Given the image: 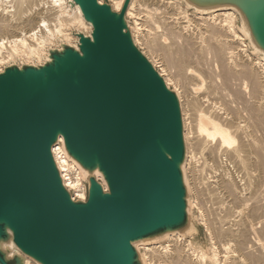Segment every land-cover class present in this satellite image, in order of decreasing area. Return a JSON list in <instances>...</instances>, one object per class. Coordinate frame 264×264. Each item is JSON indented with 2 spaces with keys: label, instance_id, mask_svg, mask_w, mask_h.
Returning a JSON list of instances; mask_svg holds the SVG:
<instances>
[{
  "label": "water",
  "instance_id": "obj_1",
  "mask_svg": "<svg viewBox=\"0 0 264 264\" xmlns=\"http://www.w3.org/2000/svg\"><path fill=\"white\" fill-rule=\"evenodd\" d=\"M67 1L88 32L0 69V264H147L143 239L195 229L180 101L133 40L130 0ZM186 1L235 5L263 58L264 0ZM58 142L85 198L64 183Z\"/></svg>",
  "mask_w": 264,
  "mask_h": 264
},
{
  "label": "bare ground",
  "instance_id": "obj_2",
  "mask_svg": "<svg viewBox=\"0 0 264 264\" xmlns=\"http://www.w3.org/2000/svg\"><path fill=\"white\" fill-rule=\"evenodd\" d=\"M171 1L173 2V0ZM171 1L130 0L126 8V15L130 14L133 16L139 14V22L136 24L137 27H133L135 29L134 31L131 30L133 40L135 43L139 42L140 45H144L145 49L142 51L154 66V63L157 61H155L157 57L158 62L161 64V71L158 70L160 75L163 76L168 86L169 84H173L174 91L176 92L180 101L183 123V137L185 142V159L181 164V168L183 171L185 186L186 188L191 190V193L193 194L192 198L190 197V200L187 197V212L189 219L190 208L194 207V205L198 203V198L195 195V187L192 177V170L194 168L193 160H195L193 159V157L196 156L194 154L195 150L193 152L191 148L193 138H195V140L199 142V144L202 146V149L207 148L208 152L212 155L220 156L221 153H226L225 151L228 150L226 148H232L236 146L231 151V154L235 155L238 158V155L240 153L239 151L246 150L248 151V156L251 154L249 161L251 163H255L254 165L259 167L260 169L261 167L262 169L264 168V148L262 146V141H260L258 136L254 134L255 132L258 133L259 130L264 131L262 129L264 128V93L261 92L264 85V83H262L264 82L263 77L261 79V73H264V62H261L264 61V54L263 58L260 56L262 59L260 61V59L257 60V57L250 55V53L248 52L250 50L247 51L246 49L248 47H246L245 45V48L243 47V41L241 42V40L244 39L243 37L252 36L249 31V27L244 20V16L241 12L240 13L243 17L240 15V13L238 12L239 9L235 5L220 4L218 6L195 7L189 1L184 0L185 7H193V10L191 15L189 14V17L185 15L184 18L186 17V20H183V18H181L180 16H176V14H173L175 12V10L172 9L173 6L170 9L172 11L169 10L170 12L166 11L167 9L165 10L163 8V5L168 6ZM122 2L123 0H112V5L114 8L119 10ZM178 2L181 3L179 0ZM2 3H4V7L0 9L1 63L3 61H9L11 58L17 55L23 56L25 62H28V60L33 55L41 58L42 55L46 54V51L43 50L44 45H47L50 40L49 38L47 39V37H49L50 35H45L47 36L45 37L44 34L46 33L44 32H52L51 35H53V33L55 32L57 34L60 33L61 38L64 42L71 43V40L74 39L75 36L71 34L69 29L75 28L80 29L84 32H88L91 27L90 24L83 19L79 7L76 5L71 6L67 0H53V6L50 5V7L47 6L49 8L45 7L44 9H42L44 7H42V5H44L43 0H1L0 4ZM32 9L40 11L34 12V10L33 13L36 14H31V16H29L28 14L27 16L26 14H23L28 10L32 11ZM143 10L145 12L141 14V11ZM177 14H182V11L181 13L177 12ZM238 14L241 16L245 24H243L241 28L237 29L235 19L237 18ZM50 19L53 20V24H50ZM136 22L137 21H135V23ZM128 27H130L129 24ZM42 28H45L47 31L45 30L44 32H42ZM41 33L44 34L42 35ZM236 39H239V43L241 46L236 47L232 44ZM46 40H48L47 43ZM7 42L9 44V47H5L4 45ZM236 43L237 42H235L234 44ZM253 45L255 48L254 52H261V49L256 43H254ZM250 52H253V50ZM154 53L156 55H153ZM210 60H212L213 62H209ZM211 63L214 65L216 64V66L218 64L219 68L223 70V72L221 71V74L225 79H229V76L232 75V73H236L237 76L239 74L240 77L238 76V79L242 78V81H239L238 83L242 82V89L249 90L251 95L255 98V100H253L252 102H245L246 99L248 101V98H244L245 103L242 105H244L243 108L248 113V115L244 116L245 118L242 119L244 123L241 121L242 123L240 124V122L237 120L242 114L241 113L239 115V109H230V107L228 106L226 108L227 111L224 110V108L223 111H220V108L216 105V103L212 99H210L214 96L209 98L208 95L204 94V84H208L205 83L206 80L208 79L209 83L211 81L215 82L214 79L209 77V75L207 74L208 71L206 70L207 66ZM224 78L222 80H224ZM230 80L227 83H230ZM226 81H222V83L220 84L225 85ZM238 83H236V85ZM213 84L215 85L217 83ZM210 86L207 85V87ZM216 86H214V88ZM229 86L227 84L225 89H227V87L229 88ZM211 88L214 90L213 87ZM234 90L236 91V89ZM239 90L241 89L237 88L238 92ZM225 92H223L224 95ZM233 93L232 95H234ZM239 93L242 94V91ZM189 94L195 98V103H192H194L197 107H202V111L200 113H197L198 111L196 112V108L194 107V115L198 114L194 118V131L192 130L189 121V115H187L185 105V100L187 98L185 96H189ZM215 94L217 93L215 92ZM227 96L228 95H226V97ZM228 99H225V102H227ZM235 99L237 100L238 98ZM241 100H243V98ZM223 101L222 103H224ZM228 101H230V99ZM242 109L240 108V110ZM243 126L249 128V133L243 134L242 136L239 135V137L237 138V132L240 133L239 131ZM213 140L215 141V144H209V141ZM243 147H245L246 149H244ZM53 153L61 170L65 185L69 188H73L71 190L76 194H74L75 196L84 197L85 185L81 180L80 172L76 165L71 160L66 158L60 142L53 146ZM246 161L247 160H245V162ZM247 166L250 167L249 165ZM220 177V183L224 184L230 192H233V194L238 192L236 190L237 186H234L236 185V183H231L230 181L226 180L223 175ZM200 206L198 207L199 209ZM200 216H203L202 212ZM203 222H205V220ZM217 231L219 230L217 229ZM174 234L176 233H164V235L161 234V236L157 235L143 239L142 242L144 243L139 247L140 249L141 247L145 249L144 252L141 249L145 257L144 259H148L149 261H151L150 259L155 258L156 261H159L158 263L160 264L161 262H164L163 264H203V262H205V255L207 253H204L205 251L203 252L204 254L200 251L197 252V249L195 250L189 247L191 245L188 246L185 244V246L184 244H181L179 242V236V241L177 240L178 242L176 240H173V242L170 241L172 243H170L169 246H167V243L165 246L166 248L155 245L157 239L165 238L166 236L168 237ZM185 243L189 244L188 242ZM239 244L240 246L243 245L241 241H239ZM8 245L13 246L10 240L8 241ZM214 250L215 251H212L210 256H207L206 258L207 260L209 259V264L220 263V257L218 255L219 252L216 248ZM145 253H148V258L146 257L147 254L145 255ZM25 264H28L27 260L25 261Z\"/></svg>",
  "mask_w": 264,
  "mask_h": 264
},
{
  "label": "rangeland",
  "instance_id": "obj_3",
  "mask_svg": "<svg viewBox=\"0 0 264 264\" xmlns=\"http://www.w3.org/2000/svg\"><path fill=\"white\" fill-rule=\"evenodd\" d=\"M52 1L53 0H43L44 5H42V7L43 6L44 7L43 8L41 7V8L44 9L45 7L49 8L50 5L53 6ZM110 1L112 3V0H110ZM169 1H171V0H169ZM175 1L176 0H173V2L171 1L170 4H168V6L163 5V8L165 10L167 9L166 11L170 12V11H172V10H170L171 7L173 6L172 9H174L175 12L173 11L174 13L173 12L172 13L176 14V16H180L181 18H183V20H186V17L184 18V16L187 15L189 17V14L191 15L193 8H191V7L186 8L184 5V2L181 0H179L181 3H179L178 0L176 2ZM0 3H1V0H0ZM171 3H173V4H171ZM169 5H170V7H169ZM47 6H49V7H47ZM174 6H175V8H174ZM2 7H4V3L0 4V9ZM114 9H116V8H114ZM184 9H186V10H184ZM34 10L35 9H32V11L28 10L27 12H24L23 14H26V16H27V14L29 16H31V14H36V13H33ZM116 10H118V9H116ZM36 11H40V10H35L34 12H36ZM181 11H182V14H177V12L181 13ZM29 12H30V14H29ZM144 12H145L144 10L141 11V14ZM131 16L132 15L127 14L126 18H128V24L130 26L129 27L130 30L134 31L135 30L134 28L137 27L136 24L139 22V19H138L139 14L133 15L132 17ZM37 19H38V17H37ZM50 21H49L50 24H53V20L50 19ZM135 21H137V22L135 23ZM235 24H236L237 29L241 28V26H242L241 19L238 15H237V18L235 19ZM50 26H52V25H50ZM45 30H46L45 28H42V32H44ZM70 30L71 29H69V31ZM44 33H46V34H44ZM44 33H41V34L42 35L44 34V36L50 35L49 37H47V36H45V37H47V39L49 38L51 40V41L49 40V42H48V40H46V43L47 42L48 43H47V45L45 44L44 48H43V50L46 51V47L48 45H54L57 43L56 38H57V36L61 38V34L60 33L57 34L56 32L53 33V35H51L52 32H49V33L44 32ZM229 37H231V36H229ZM243 38L244 39L241 40V42L243 41L242 42L243 47H244V45L246 47H248L249 46V44H248L249 40L245 36ZM235 42H237V43L234 44ZM136 44L141 50L145 49L144 45L141 44L142 45L141 46L139 42H137ZM232 44L235 45L236 47L241 46L239 43V39H236ZM4 45H5V47H9L8 42L5 43ZM246 49H247V51L248 50L252 51L249 47ZM250 51H248V52L250 53L251 56L257 57V60H259V59H260V61L262 60L260 55L257 54V51H255V52H254V50H253V52H250ZM153 55H156V54L154 53ZM42 57H43V55L41 56V58L40 57L38 58L36 55L35 56L33 55L28 60V62H35V61L41 62ZM12 61H14V62L25 61V59L23 56L17 55L15 57L11 58L9 61H3L2 63L0 62V64H1L0 69L2 68L3 64H6L7 62H12ZM155 61H156L154 63L155 68H157V70L161 71L160 70L161 64L158 62L157 57H156ZM209 62H213V61L210 60ZM261 62H264V61H261ZM206 70L208 71L207 74L209 75V77L214 79L215 82L211 81L209 83L208 79L206 80L205 83H208V84H204V88H205L204 89L205 91H203L204 94L208 95L209 98L213 97V96L215 97V98L213 97L210 99H212L216 103V105L220 108V111H223V108H224V110H226V108L228 106L230 107V109H232V108H234V110L239 109L238 110V112H240L239 115L242 113L241 114L242 116L240 115L239 119H237V120L241 124L243 122L242 119L245 118L244 116L248 115V113L243 108L244 105H242V104H244L245 102H252L253 100H255V98L251 95L249 90L242 89L243 88L242 82L238 83L239 81H242V78H240L241 80L238 79L240 77L239 74H238V76H239L238 77L236 75V73H232V75L229 76L230 77L229 79H225L221 74L223 72V70H221V68H219L218 64L216 66V64L214 65L212 63L207 66ZM263 75H264V73H261V79L263 77V80H264ZM221 77H223L224 80H222L223 78H221ZM235 77H236V79H235ZM233 78H234V80H233ZM229 80L232 82V84H231V82L227 83V82H229ZM222 81H224V82L226 81L225 85L220 84V83H222ZM235 82L238 84L236 85ZM213 83H217V84L214 85ZM262 83H264V82H262ZM211 84L214 86H216V85L217 86L214 88V86H212ZM227 84H228V86L230 85L229 86V88L231 87L230 89L228 87H227V89H225ZM207 85H209V86L211 85V86L207 87ZM169 87L174 89L173 84H169ZM211 87H213L215 91ZM236 87L241 89V90H239V92L242 91V94L237 91ZM222 88H224V89H222ZM233 88L236 89V91ZM262 88H261L262 89L261 92L264 93L263 92L264 91V85ZM206 89H207V91H206ZM218 89H221L222 92H221V90H218ZM209 91L211 92V94ZM233 91H234V93H233ZM215 92L219 96L217 94H215ZM223 92H225V95ZM235 92H236V94H235ZM232 93L234 95H232ZM213 94H215V95H213ZM226 95H228V96L226 97ZM191 96L192 95H190V94H189V96L188 95L185 96L188 98V99L186 98V100H185V105H186L187 115H189V121H190L192 130H193L194 129L193 124H194V120H195L194 118L196 115H198V114L194 115L195 108H196V112L198 111L197 113H200L202 111V107L195 106V104H194L195 98L193 96L191 98ZM220 96H221V98H220ZM249 96L251 99L249 98ZM222 97H224V98H222ZM228 97H229L230 101H228L229 100ZM245 97L248 98V101L246 99V101L244 102ZM233 98L234 99L238 98L239 100L237 99L238 100L237 101L235 99L236 100L235 101ZM240 98L241 99L243 98V100H241ZM221 99H222V101L224 99V101H223L224 103H222ZM225 99H228L227 102H225ZM191 100H193V101H191ZM218 100H219V102H218ZM192 102H194V103H192ZM263 102H264V98H263ZM227 103H229V104H227ZM235 103H236V105H235ZM237 104H239V105H237ZM240 108L241 109L243 108L242 109L243 111L240 110ZM262 129L264 130V128H262ZM239 132L240 133L237 132V138L239 137V135L242 136L243 134L249 133V128L243 126V127H241ZM254 134H256L258 136L260 141H262V146L264 148V131L259 130L258 133L255 132ZM238 141H239V139H238ZM209 142H210L209 144H211V145L215 144L214 140L209 141ZM194 144H195V146H194ZM235 147L226 148L228 150L225 151L226 153H221L222 156L221 155L220 156L212 155L208 152L207 148L202 149V146L199 144V142H197L195 140V138L192 139L191 148H192L193 152L195 150L194 154L196 155V156H194L195 158L193 157V159H195V160H193V162H194L193 167L194 168L192 170V177H193V182H194V187H195V195L198 198L197 199L198 203L195 204L194 207H192V211H191L192 222H193L195 229H194V231L186 233L183 236L182 235L180 236L179 233H176V234H174L176 237L174 235H171L168 237L166 236L165 238L157 239L158 241L156 240L155 245H159V247H165L166 244L168 243L167 246H169L170 243L173 242V240L179 241L178 238L180 237L179 242L181 244H184V245L186 244L188 246L191 245L189 247H191L192 249H195V250L197 249L196 250L197 252L200 251L203 253L205 251L204 253H207L205 255L206 258H207V256H210L212 251H215L214 249L216 248L217 251L219 252L218 255L220 257L219 258L220 263H218V264H264V221H263L264 220V168L262 169V167H261V169H262L261 170L259 167L254 165L255 163H251L249 161L251 154L248 156V151H246V150L245 151L244 150L239 151L241 154L242 153L243 154L241 155L239 153L238 158L235 155H232L231 151ZM243 148L246 149L245 147H243ZM228 152H230V153H228ZM245 160H247V161L245 162ZM240 163H241V165H240ZM247 165H249L250 167H248ZM222 175L225 177L226 180L230 181L231 183L232 182L236 183V185H234V186H237V189H236L238 191L237 193L233 194V192H230L228 190V188L225 187L224 184L220 183L219 180L221 178L220 176H222ZM70 189H73V188H70ZM190 193H191V190H189V194ZM190 195H191L190 197L192 198L193 194L191 193ZM197 205L200 206V209L198 208L199 206H197ZM201 212H202L203 218L200 216ZM204 220H205V222H203ZM260 221H261V223H260ZM217 229L219 231H217ZM253 230H255V231H253ZM171 237H172V240H171ZM173 237H174V239H173ZM187 239H188V241H187ZM166 241H168V242H166ZM170 241H172V242H170ZM181 241H183V242H181ZM239 241H241L243 243V245L240 246ZM185 242H188L189 244H187ZM141 249L143 250V252L145 251L144 248L141 247ZM201 250H203V251H201ZM145 255L148 258V253H145ZM205 256H204V258H205ZM206 258H205V262H203V264H207V263L209 264V259L207 260ZM150 260L151 261H149V260L147 261V264H160V263H158L159 261H156L155 258L150 259ZM163 263L164 262H161V264H163Z\"/></svg>",
  "mask_w": 264,
  "mask_h": 264
},
{
  "label": "built area",
  "instance_id": "obj_4",
  "mask_svg": "<svg viewBox=\"0 0 264 264\" xmlns=\"http://www.w3.org/2000/svg\"><path fill=\"white\" fill-rule=\"evenodd\" d=\"M62 174V173H61ZM81 176V175H80ZM64 179V178H63ZM81 180H82V178H81ZM83 181V180H82ZM65 183V182H64ZM83 183H84V181H83ZM84 185H85V183H84ZM83 189V188H82ZM71 190V189H70ZM71 193H72V195H73V198H76V197H80V196H75L74 195V193H73V191L71 190ZM86 197V185H85V196L84 197H80V198H85Z\"/></svg>",
  "mask_w": 264,
  "mask_h": 264
}]
</instances>
